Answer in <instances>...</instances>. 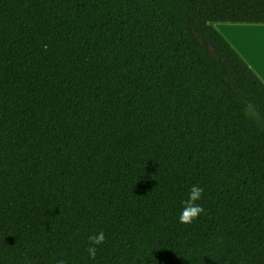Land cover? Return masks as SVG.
Segmentation results:
<instances>
[{"label":"trees","instance_id":"16d2710c","mask_svg":"<svg viewBox=\"0 0 264 264\" xmlns=\"http://www.w3.org/2000/svg\"><path fill=\"white\" fill-rule=\"evenodd\" d=\"M212 23L264 0H0V264H264V84Z\"/></svg>","mask_w":264,"mask_h":264},{"label":"crops","instance_id":"0c3cea01","mask_svg":"<svg viewBox=\"0 0 264 264\" xmlns=\"http://www.w3.org/2000/svg\"><path fill=\"white\" fill-rule=\"evenodd\" d=\"M215 24L221 25L217 28ZM211 26L264 84V53L259 52L264 41V24L212 23Z\"/></svg>","mask_w":264,"mask_h":264},{"label":"clouds","instance_id":"9594fccd","mask_svg":"<svg viewBox=\"0 0 264 264\" xmlns=\"http://www.w3.org/2000/svg\"><path fill=\"white\" fill-rule=\"evenodd\" d=\"M204 189L199 184H193L189 188L187 198L182 201V207L178 216V223L183 225H191L197 221L199 217L205 213V209L198 201L203 197ZM106 240L103 231L88 236V247L86 249L90 259L95 260L97 247L102 245ZM56 264H65V261L60 259Z\"/></svg>","mask_w":264,"mask_h":264},{"label":"rangeland","instance_id":"374dc122","mask_svg":"<svg viewBox=\"0 0 264 264\" xmlns=\"http://www.w3.org/2000/svg\"><path fill=\"white\" fill-rule=\"evenodd\" d=\"M217 28H219V26L221 24H215ZM215 28V27H214ZM216 29V28H215ZM259 52H263L264 53V41L262 42V44H260L259 46Z\"/></svg>","mask_w":264,"mask_h":264}]
</instances>
